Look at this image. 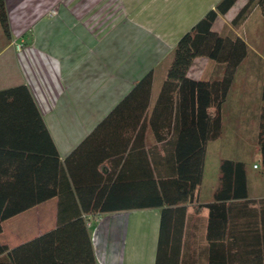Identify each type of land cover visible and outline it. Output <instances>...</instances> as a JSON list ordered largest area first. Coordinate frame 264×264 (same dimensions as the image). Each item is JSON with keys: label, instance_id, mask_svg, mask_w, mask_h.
I'll return each mask as SVG.
<instances>
[{"label": "crops", "instance_id": "crops-1", "mask_svg": "<svg viewBox=\"0 0 264 264\" xmlns=\"http://www.w3.org/2000/svg\"><path fill=\"white\" fill-rule=\"evenodd\" d=\"M218 1L4 0L8 33L0 25V91H15L8 99L0 95V109H13L0 111V117L3 113L8 117L0 118V181L12 178L17 182L10 188L33 196L46 190L43 182L51 177L56 190L61 166L69 179L65 158L152 71L149 114L178 39ZM246 1L237 0L224 15H218L212 30L222 32L230 27ZM231 29L246 44L247 54L234 73L222 107V134L207 143L201 182L194 201L185 205L180 264H207L210 242L225 241L208 237L206 207L219 185L222 159L245 164L247 199L264 198V169L246 157L247 149L249 153L254 150L261 164L257 132L264 115V14L254 7ZM204 60L200 74L190 76L191 63L187 76L195 80L214 76L213 64ZM32 109L48 132L57 162L46 161L37 152L45 141L38 136ZM172 114H157L159 131L167 129L168 120L172 130ZM146 124L144 148L160 150L165 141H156L152 125ZM221 139L225 152L214 156L212 148ZM128 161L133 167L139 157L132 152ZM10 172H18L19 180ZM131 178L135 179L134 172ZM116 193L138 197L141 188L119 187ZM57 212L56 194L4 220L0 244L13 248L55 228ZM159 212L156 207H128L86 215L96 264H154Z\"/></svg>", "mask_w": 264, "mask_h": 264}, {"label": "trees", "instance_id": "trees-1", "mask_svg": "<svg viewBox=\"0 0 264 264\" xmlns=\"http://www.w3.org/2000/svg\"><path fill=\"white\" fill-rule=\"evenodd\" d=\"M236 1L219 0L178 39L149 114L152 71L95 125L65 158L69 179L61 166L56 190L51 177L43 182L46 190L33 196L10 188L17 182L12 178L0 181V232L4 220L56 194L58 198L55 228L13 248L0 244V264H96L84 217L128 207L160 209L154 264H180L185 205L194 201L201 182L207 143L222 134V107L234 73L247 54L246 44L231 28L254 7L264 14V0H247L231 19V28L212 30L217 16L224 15ZM0 25L7 34L4 0H0ZM198 57L213 64L214 76L198 80L187 76ZM13 91L3 90L0 95L8 99ZM12 110L0 109L4 113ZM32 110L37 116L38 136L45 141L37 152L44 154V160L57 162L48 132L36 109ZM168 111L173 113L172 130L168 120L167 129L159 131L157 114ZM4 113L0 118H8ZM146 121L152 125L156 141H165L162 154L159 148H144ZM257 144L264 169V115L259 119ZM132 152L139 157L133 167L127 162ZM219 172L213 202L206 205L208 237L225 241L210 242L207 264H264V198L247 199L242 161L222 159ZM10 175L19 180L18 172ZM132 186L141 188L138 197L116 193L119 187Z\"/></svg>", "mask_w": 264, "mask_h": 264}, {"label": "rangeland", "instance_id": "rangeland-1", "mask_svg": "<svg viewBox=\"0 0 264 264\" xmlns=\"http://www.w3.org/2000/svg\"><path fill=\"white\" fill-rule=\"evenodd\" d=\"M171 57H172V55H171ZM204 59L205 58H203V57H198V58L193 60L191 68H190V72H189L190 76L196 77L198 74L201 73L202 65H203L202 63L205 61ZM222 139H223V137H222ZM222 139L219 140L218 144H215L214 147L212 148V149H214L213 152L211 151L212 155H214V156L215 155H221L222 151L225 152V146L223 148H221ZM217 145H218V148L216 147ZM226 147H228L227 144H226ZM247 151H248V154L246 157H247V160H249L248 162L250 164L255 163L256 165H258L259 170H260L261 164L257 159L258 156H257L256 152L254 150H250L251 152L249 153V149H247ZM243 155H245V153H243Z\"/></svg>", "mask_w": 264, "mask_h": 264}, {"label": "built area", "instance_id": "built-area-1", "mask_svg": "<svg viewBox=\"0 0 264 264\" xmlns=\"http://www.w3.org/2000/svg\"><path fill=\"white\" fill-rule=\"evenodd\" d=\"M16 47L19 49L20 45H16Z\"/></svg>", "mask_w": 264, "mask_h": 264}]
</instances>
